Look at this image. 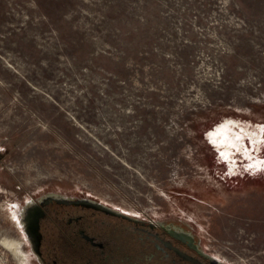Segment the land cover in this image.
<instances>
[{
  "label": "rangeland",
  "instance_id": "1",
  "mask_svg": "<svg viewBox=\"0 0 264 264\" xmlns=\"http://www.w3.org/2000/svg\"><path fill=\"white\" fill-rule=\"evenodd\" d=\"M224 119L264 124V0H0V264H30L18 211L46 191L264 264V158L226 170Z\"/></svg>",
  "mask_w": 264,
  "mask_h": 264
},
{
  "label": "flooded vegetation",
  "instance_id": "2",
  "mask_svg": "<svg viewBox=\"0 0 264 264\" xmlns=\"http://www.w3.org/2000/svg\"><path fill=\"white\" fill-rule=\"evenodd\" d=\"M235 124L224 119L207 134L226 170L229 161L219 150L238 169L251 155L264 158V124L254 130ZM18 212L30 264H229L180 221L122 216L87 196L46 191L27 198Z\"/></svg>",
  "mask_w": 264,
  "mask_h": 264
},
{
  "label": "water",
  "instance_id": "3",
  "mask_svg": "<svg viewBox=\"0 0 264 264\" xmlns=\"http://www.w3.org/2000/svg\"><path fill=\"white\" fill-rule=\"evenodd\" d=\"M98 204H99L100 206H102V207H106V208L110 209L112 212H114V213H116V214H119V215H122V216H130L129 214H126V213L122 212L121 210H118V209H116V208H113V207L107 206V205H105V204H103V203H101V202H99V201H98Z\"/></svg>",
  "mask_w": 264,
  "mask_h": 264
},
{
  "label": "bare ground",
  "instance_id": "4",
  "mask_svg": "<svg viewBox=\"0 0 264 264\" xmlns=\"http://www.w3.org/2000/svg\"><path fill=\"white\" fill-rule=\"evenodd\" d=\"M122 211V210H121ZM122 212H124V211H122ZM124 213H126L127 214V212H124Z\"/></svg>",
  "mask_w": 264,
  "mask_h": 264
}]
</instances>
